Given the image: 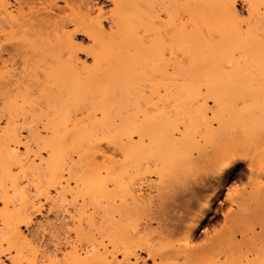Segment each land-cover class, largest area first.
<instances>
[{"label":"bare ground","instance_id":"obj_1","mask_svg":"<svg viewBox=\"0 0 264 264\" xmlns=\"http://www.w3.org/2000/svg\"><path fill=\"white\" fill-rule=\"evenodd\" d=\"M108 1L109 9L86 0H0V264H60V257L140 264L115 241L114 249L83 245L71 232L85 235L92 201L106 206L131 195L126 181L140 160L153 161L162 178L189 171L201 137L199 149L220 178L245 162L254 170L251 146L231 133L249 142L264 133L249 127L257 119L264 125V0ZM203 89L211 108L203 98L199 108L180 102L148 117L141 106L147 93L199 98ZM246 96L255 103L237 110L233 103ZM211 205L187 239L215 214ZM210 264H264V250Z\"/></svg>","mask_w":264,"mask_h":264},{"label":"rangeland","instance_id":"obj_2","mask_svg":"<svg viewBox=\"0 0 264 264\" xmlns=\"http://www.w3.org/2000/svg\"><path fill=\"white\" fill-rule=\"evenodd\" d=\"M86 1L103 6L106 9H109L111 6L108 0ZM238 7L241 11L247 10V6L241 1ZM76 36L79 41H86L84 34L76 33ZM4 58H8L6 53H4ZM203 91L201 93L202 97L198 95L199 98H196V96L184 98L176 93L167 94L165 91L161 92V96L160 93L159 95L158 93H147L148 96L145 95L147 97L141 101V106L142 109L145 108V112L148 111L146 112L148 113V117L158 113V107L173 109L180 102L182 104L186 103V106L191 104L195 109L199 108L208 99L207 104L209 108L213 107L209 93L207 94L206 91ZM149 98H152L153 101L151 99V102ZM240 98H237L235 100L236 103H233L234 107L237 106L239 110L255 103L251 96ZM154 101L159 103L156 104L158 105L157 108L154 107L156 109H152ZM148 102L151 103L149 107L150 103ZM145 103L148 104L146 105ZM145 105L148 107V110ZM181 106L185 107V105ZM187 108L185 107V109ZM146 113L145 115H147ZM262 117L263 120L264 116ZM140 119H143V114L140 116ZM253 119L251 118L248 121H254L255 119ZM257 120L253 124L250 122L251 126L249 127L264 128L263 123L261 124ZM262 120L261 122L264 121ZM181 126L180 128L184 129V126ZM213 126L216 127L218 124L213 122ZM234 130L231 134H234L236 137L240 135L239 138L234 136L237 142L242 137L241 144L244 142L245 146H251V149L248 150L251 152L248 153L247 157L250 164L254 162V173L248 169L245 162L240 164L231 173L229 179L227 177H224L225 180L220 178L213 172V159L208 157L203 149L200 151L199 148H204L206 144L203 142L202 137H198L199 143L196 144L201 147L193 150V156L191 155L193 158L191 157L192 159H190V162L193 163L189 171L177 170L175 175H163L165 177L162 178L160 174H157V167L153 161V165L150 166L152 163L149 160L146 162L140 160L134 167L135 169L131 171L132 175L129 174V178L126 181L131 195H125L121 199L118 195L119 197L114 204L109 203L106 206L104 204L103 206L102 202H97V200L92 201L93 203L95 202L94 206L92 203L89 206L93 208L95 206V208L99 207V210L97 209L98 213L96 212V214L94 209L89 207L86 214L87 228L85 235L79 238L73 231L71 232L72 237L70 239L78 241L83 245L109 244L108 246L111 249H114L112 242L115 241L120 253L128 251L133 256L137 255L141 258L140 264H187L186 254L189 259L190 249L194 253V257L191 254L193 260L191 259L192 263L190 262V264H210L211 261L224 262L230 257L239 259L251 258L253 255L261 252V250H264V140L262 141L261 138L264 133L262 134L261 132L262 135L261 137L259 136V140L255 136L254 139L256 138L257 140L252 139L253 142H249L247 141L248 138L244 139L245 137L243 136L245 134L239 133L241 132L240 130L239 132H234ZM231 134L229 136H232ZM200 142L205 145L200 144ZM146 145H148V142ZM198 152L201 153V156ZM245 154L247 155V153ZM130 175L133 180H130ZM139 193L144 194L143 196L146 198L142 197V199L145 198L146 200H142L141 198L135 199L138 198L137 195ZM215 194L219 196L217 200L212 201ZM134 196L135 198H133ZM210 203L215 214L203 222L200 229L192 238L187 239L190 226ZM243 203L245 205H242ZM187 207H189L190 211ZM79 208V204L74 202L70 206V211L72 210L71 213L75 215L78 213ZM243 209H245V212L248 210L246 215L244 214L245 212H240ZM186 210L189 212H186ZM238 212L241 214H238ZM241 215L242 217L240 218ZM50 217L55 220L54 214H51ZM236 220H240L241 222L236 223ZM69 224L71 228H74L73 223L70 222ZM37 230L38 228L35 227L31 229V232L35 234ZM38 232H36L35 236ZM36 237H41V235L38 234ZM45 240V247L49 251L53 250L54 243L52 240L50 238H46ZM11 248V243H6L2 247V250L8 252ZM59 260L60 264H66L63 257H60Z\"/></svg>","mask_w":264,"mask_h":264}]
</instances>
